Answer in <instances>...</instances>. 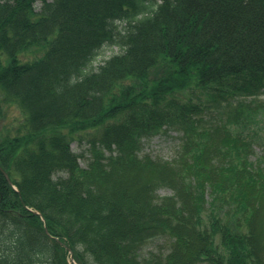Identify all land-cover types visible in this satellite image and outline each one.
<instances>
[{
	"label": "trees",
	"instance_id": "1",
	"mask_svg": "<svg viewBox=\"0 0 264 264\" xmlns=\"http://www.w3.org/2000/svg\"><path fill=\"white\" fill-rule=\"evenodd\" d=\"M263 96L264 0H0V264H264Z\"/></svg>",
	"mask_w": 264,
	"mask_h": 264
},
{
	"label": "rangeland",
	"instance_id": "2",
	"mask_svg": "<svg viewBox=\"0 0 264 264\" xmlns=\"http://www.w3.org/2000/svg\"><path fill=\"white\" fill-rule=\"evenodd\" d=\"M119 47L115 46H106L102 48L97 59L94 62V66H98L100 63L104 62L107 58L112 56L113 54L119 52ZM264 97V96H263ZM179 132L176 130H170L169 132H165V130L155 134L152 138L146 141L144 152H147L154 157H161V158H171L175 151L177 150V146L179 144ZM72 146L74 150L78 153H87V144H81L78 141H73ZM80 162L83 166H87L88 160L87 156L80 157ZM160 194H168L171 192L170 189L163 187L158 191ZM156 241L152 242L147 248H145L142 253H146L148 249H154L156 247Z\"/></svg>",
	"mask_w": 264,
	"mask_h": 264
},
{
	"label": "water",
	"instance_id": "3",
	"mask_svg": "<svg viewBox=\"0 0 264 264\" xmlns=\"http://www.w3.org/2000/svg\"><path fill=\"white\" fill-rule=\"evenodd\" d=\"M4 173H5L6 177H7V179H8L10 182H12V181H11V178H10V176H9V174H8L5 170H4ZM36 212H37V211H36ZM70 252H71V258H72V260H74L73 253H72L71 250H70ZM70 264H73V262L71 261Z\"/></svg>",
	"mask_w": 264,
	"mask_h": 264
}]
</instances>
